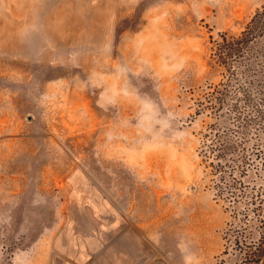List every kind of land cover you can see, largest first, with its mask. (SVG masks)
Here are the masks:
<instances>
[{"label": "rangeland", "instance_id": "1", "mask_svg": "<svg viewBox=\"0 0 264 264\" xmlns=\"http://www.w3.org/2000/svg\"><path fill=\"white\" fill-rule=\"evenodd\" d=\"M263 1L0 0V264H247L199 103Z\"/></svg>", "mask_w": 264, "mask_h": 264}, {"label": "trees", "instance_id": "2", "mask_svg": "<svg viewBox=\"0 0 264 264\" xmlns=\"http://www.w3.org/2000/svg\"><path fill=\"white\" fill-rule=\"evenodd\" d=\"M211 43V63L222 70L223 79L199 105L227 124L209 128L215 135L210 149L215 162L210 164L222 172L218 192L232 216L225 240L232 244L236 261L245 254L242 262L264 264V133L250 129L264 130V1L238 34L222 33ZM257 158L262 168L254 178Z\"/></svg>", "mask_w": 264, "mask_h": 264}]
</instances>
